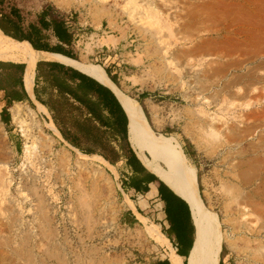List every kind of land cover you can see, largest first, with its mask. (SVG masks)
<instances>
[{
  "label": "rangeland",
  "instance_id": "1",
  "mask_svg": "<svg viewBox=\"0 0 264 264\" xmlns=\"http://www.w3.org/2000/svg\"><path fill=\"white\" fill-rule=\"evenodd\" d=\"M72 1L67 9L58 7L66 0L14 3L28 23L45 7L61 15L76 35V61L108 69L118 89L139 102L155 136L174 146L181 169L172 171L166 152L143 155L164 172L187 178L217 214L226 236L222 264L263 263L264 119L255 140L242 130L247 113L260 118L264 111V32L260 42L238 46L225 44L222 31L243 15L247 0ZM253 3L264 10V0ZM35 105L15 104L11 123L0 121V264L163 259L147 231L156 227L161 234L159 228L140 215L129 223L126 209L133 207L118 178L123 163L107 168L101 159H82ZM15 106L22 128L12 118ZM206 120L219 128L217 137L204 134ZM186 143L193 159L183 153ZM239 203L250 215L239 216Z\"/></svg>",
  "mask_w": 264,
  "mask_h": 264
},
{
  "label": "trees",
  "instance_id": "2",
  "mask_svg": "<svg viewBox=\"0 0 264 264\" xmlns=\"http://www.w3.org/2000/svg\"><path fill=\"white\" fill-rule=\"evenodd\" d=\"M5 1L8 0H0V30L7 38L18 41L25 38L34 50L76 59L71 49L75 34L64 27L65 21L58 15L52 16V11L46 7L37 15V23L28 24V30L24 31L18 23L20 15L17 8L11 6L8 13L3 12L1 7ZM43 30H51L57 43L51 45L47 42L48 37L43 34ZM21 44L32 49L26 42ZM35 65L34 92L39 97L43 94L46 96L44 104L62 138L71 147L78 149L81 152L78 153L84 157L103 160L107 168L124 162L131 173L128 182L121 181L124 189L133 188L146 193L150 182H158L159 190L164 186L163 182L143 166L131 148L127 139V117L108 88L89 76L56 62L38 61ZM19 66L21 70L24 67ZM0 67L16 68L17 65L0 61ZM104 70L109 80L117 87L116 75L106 68ZM0 121L4 125H9L10 115L5 108L0 112ZM182 150L186 157L194 158V151L188 143ZM128 214L131 218L129 223H136L132 214L130 212ZM224 255L225 247L222 245L219 264H222ZM151 264L168 262L154 261Z\"/></svg>",
  "mask_w": 264,
  "mask_h": 264
},
{
  "label": "bare ground",
  "instance_id": "3",
  "mask_svg": "<svg viewBox=\"0 0 264 264\" xmlns=\"http://www.w3.org/2000/svg\"><path fill=\"white\" fill-rule=\"evenodd\" d=\"M66 1L67 3L64 6L60 4L58 7L61 9H67L74 6L72 0ZM221 4L224 5L225 3L222 2ZM245 5L246 6L244 8L245 10L243 11V15L238 19L233 20L232 26L224 27L222 30L225 32L223 41L225 40V44L227 45L236 44L238 46H243L247 45L248 43H253V41L255 42V39L257 38L260 42L259 35L264 32L263 7H261V5L258 3L254 4L253 0H247ZM155 15V18L158 21H161L160 17L157 14ZM41 59L55 60L72 66L111 89L122 106L125 114L127 115L129 122L127 131L128 139L138 158L147 169L154 173L159 179L164 181L178 196L183 198L190 207L192 221L195 227L196 245L186 258V264H219V255L222 248V242L226 237L225 233H223L221 230V222H219L217 214L212 212L210 207L203 205L198 191L190 184L187 178H183L179 173L178 174L180 177L174 172H164L159 166L156 165L155 162L151 163L143 155V150H147L150 154H154L156 152H166L169 157L167 162L170 161V164L173 167L172 171H175V168L177 170L179 168L181 169L179 156L177 152H175L174 146L169 144L168 139L162 136H155L151 130V127L149 126L140 104L135 99L129 97L123 91L118 89V87H116L109 80L104 70L99 66L81 63L60 55H50L40 51H30L23 47L19 42L6 38L5 35H3L0 31V61L31 64L36 63ZM261 99H264V96H261ZM262 113L263 115L260 118L256 117L253 111H250L245 116V124L243 125L242 131L247 134V137H252V141L258 136V133L256 135L255 133L258 127H260V119H264V111ZM12 118L20 125L21 128L23 127L24 122L21 119V110L19 106H15L12 109ZM258 123L259 125H257ZM204 125L205 126L203 129L205 135L212 138L219 135V128L213 126L209 120L204 121ZM226 130L227 132H231V130L234 131V129H231L230 127H226L225 131ZM237 139L242 138L239 136ZM40 141L46 147H50L52 143L51 140L46 141L43 138H41ZM251 144L252 143H250V145ZM81 158L89 162L91 161L84 156H81ZM76 164L79 166L87 165L79 161H76ZM244 181H248L247 175L244 177ZM235 202L237 203V201ZM236 208L237 213L241 218H245L247 215H250L248 214L249 210L247 211V205L239 203L237 204ZM248 231L250 233L253 232L251 228L248 229ZM261 264H264V261Z\"/></svg>",
  "mask_w": 264,
  "mask_h": 264
},
{
  "label": "crops",
  "instance_id": "4",
  "mask_svg": "<svg viewBox=\"0 0 264 264\" xmlns=\"http://www.w3.org/2000/svg\"><path fill=\"white\" fill-rule=\"evenodd\" d=\"M15 1L16 0L5 1L1 8H2L4 13H8L9 8L11 6H14L15 8H17L19 10L18 13L20 15V20L18 23L24 31H27L28 30V28H27L28 24H30V23L36 24L37 23V15L46 7L37 13V15L35 16L36 21H31L28 23L24 17L23 12L20 11L18 4L14 3ZM51 13H52V16L57 15L54 12H51ZM58 17L60 19H62L63 21H65L64 27H66L70 33L71 32L74 33V31L71 29V27L69 26V23L66 21V19H64L61 15H58ZM42 32H43V34H45L46 37H48L47 42H49L51 45H54L55 43H57V40L53 36L51 30H48V31L43 30ZM17 33L20 34L18 31H17ZM2 34H3V32H2ZM8 39L17 41L20 44L23 42H26L31 47V44L25 38L22 41H18V40H15L13 38H10V37ZM75 39H76V35H74V40H73V43L71 46V49L73 50L74 54H76V52L74 50L75 43H76ZM22 46L25 47L24 45H22ZM25 48L30 50V51H38V50H34L32 47L31 48L33 50L28 48V47H25ZM40 52H44V51H40ZM44 53H48L50 55H60L62 57H65L61 54H56V53H49V52H44ZM68 59H71V58H68ZM73 60L76 61L77 58L73 59ZM38 61L56 62V63L65 65L67 67H71V68L79 71L78 69H76L72 66L66 65L64 63H61V62L55 61V60L41 59ZM1 62L13 63V64L17 65V67L16 68L0 67V112L2 111L3 108H5V110L10 115L11 108L15 104L27 105V106L32 107V108H34V106L36 107L35 104H37L41 109L45 110V112L48 113L49 118H50L51 123H52V126H53V129L56 130L57 127H56V125L52 119V115L49 112L46 105L44 104V99L46 96L43 94L44 96L42 95V97H39L34 92L35 68H36L35 64L37 62L31 63V64L15 63V62H11V61H1ZM19 65L24 66L22 70L20 69ZM79 72H81V71H79ZM81 73H83V72H81ZM85 75H87V74H85ZM87 76H89V75H87ZM90 78H92V77H90ZM92 79H94V78H92ZM95 81H97V80H95ZM98 83L101 84L100 82H98ZM101 85L106 87L103 84H101ZM106 88H108V87H106ZM109 90L111 91V89H109ZM112 94L114 95L113 92H112ZM115 98H116V96H115ZM40 115H41V118L43 119V121H45L47 119L46 116H44L42 114H40ZM127 121H128V118H127ZM10 123H11V115H10L9 124ZM5 126H8V125H5ZM127 131H128V124H127ZM60 135H59V137H60ZM61 138H62V136H61ZM127 139H128V132H127ZM62 142L65 143L68 147H71V145L68 144L64 139ZM72 148H74V147H72ZM74 149H76V148H74ZM76 150H78V149H76ZM135 154H136V152H135ZM119 163H123V165H125L124 162H119ZM116 165H114V166H116ZM147 170L150 173H152L149 169H147ZM130 174L131 173H130L129 169L126 166V170H122V173H120V175H118V178L121 179L120 180V186H122V182H121L122 180L128 182V177L130 176ZM152 174H154V173H152ZM159 180L161 182H163V184H164V186L160 187V190H159V183L158 182H150L148 184V191L146 193H143L142 191H136L133 188H127V189L123 188V190L127 192V196H126L127 197V199H126L127 206L129 208L133 207V209H126V210L130 211L132 216L137 221H139L138 215H140L141 217L146 218L149 223H152L159 228V232L161 234L158 233V229L156 227L147 228V231L149 232L151 237H154L153 240L156 241L157 243H159L158 246L161 249V253H163L165 255V257H163V259L159 258V260H157V261H160V262L167 261L168 264H184V263L186 264L185 259L189 256L190 251H192L196 245L195 227L193 225L190 207H189L188 203L183 198L178 196L164 181H162L161 179H159ZM194 239H195V241H194ZM171 248H173V249H171ZM219 258H220V255H219Z\"/></svg>",
  "mask_w": 264,
  "mask_h": 264
},
{
  "label": "water",
  "instance_id": "5",
  "mask_svg": "<svg viewBox=\"0 0 264 264\" xmlns=\"http://www.w3.org/2000/svg\"><path fill=\"white\" fill-rule=\"evenodd\" d=\"M127 116V115H126ZM128 124H129V122H128ZM128 142H129V139H128ZM130 143V142H129ZM130 146H131V144H130ZM132 147V146H131ZM136 156H137V154H136ZM138 157V156H137ZM139 159V158H138ZM140 160V159H139ZM141 161V160H140Z\"/></svg>",
  "mask_w": 264,
  "mask_h": 264
}]
</instances>
